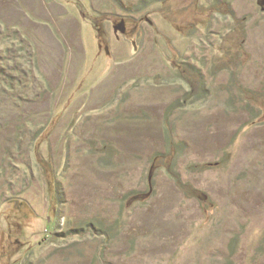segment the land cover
<instances>
[{
    "label": "rangeland",
    "instance_id": "rangeland-1",
    "mask_svg": "<svg viewBox=\"0 0 264 264\" xmlns=\"http://www.w3.org/2000/svg\"><path fill=\"white\" fill-rule=\"evenodd\" d=\"M0 264H264V0H0Z\"/></svg>",
    "mask_w": 264,
    "mask_h": 264
},
{
    "label": "water",
    "instance_id": "water-1",
    "mask_svg": "<svg viewBox=\"0 0 264 264\" xmlns=\"http://www.w3.org/2000/svg\"><path fill=\"white\" fill-rule=\"evenodd\" d=\"M117 30H120V31H122V32H125V29H124V26H123V25H120V26L117 28Z\"/></svg>",
    "mask_w": 264,
    "mask_h": 264
},
{
    "label": "trees",
    "instance_id": "trees-1",
    "mask_svg": "<svg viewBox=\"0 0 264 264\" xmlns=\"http://www.w3.org/2000/svg\"><path fill=\"white\" fill-rule=\"evenodd\" d=\"M189 95V94H188ZM190 96V95H189ZM50 176H51V174H50ZM17 206V205H16ZM19 206V205H18Z\"/></svg>",
    "mask_w": 264,
    "mask_h": 264
}]
</instances>
